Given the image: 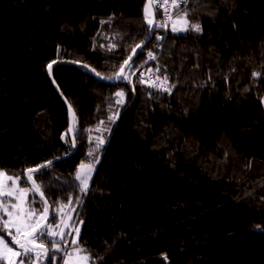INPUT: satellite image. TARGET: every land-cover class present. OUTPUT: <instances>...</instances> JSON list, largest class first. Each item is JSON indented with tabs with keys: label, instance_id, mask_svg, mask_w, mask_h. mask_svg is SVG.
Masks as SVG:
<instances>
[{
	"label": "trees",
	"instance_id": "obj_1",
	"mask_svg": "<svg viewBox=\"0 0 264 264\" xmlns=\"http://www.w3.org/2000/svg\"><path fill=\"white\" fill-rule=\"evenodd\" d=\"M145 2L0 0V169L30 186L27 168L72 150L68 108L47 65L84 62L113 76L148 34ZM187 8L202 31L169 28L162 49L153 36L126 70L159 67L176 85L171 94L140 76L112 84L75 64L53 66L76 113L78 147L37 182L50 221L69 197L82 200L71 206L94 264H264V0ZM100 121L107 130H95ZM98 136L104 144L89 157ZM96 157L81 193L75 172Z\"/></svg>",
	"mask_w": 264,
	"mask_h": 264
},
{
	"label": "snow or ice",
	"instance_id": "obj_2",
	"mask_svg": "<svg viewBox=\"0 0 264 264\" xmlns=\"http://www.w3.org/2000/svg\"><path fill=\"white\" fill-rule=\"evenodd\" d=\"M189 0H146L143 7V19L147 24V31L151 35L155 28L168 29L171 24L172 32H187L189 30L197 33L201 32V26L199 23H191L189 21V10L187 4ZM182 5L184 7H182ZM163 10L162 21L156 19L157 10ZM176 13L174 16L173 13ZM103 23V22H102ZM157 40H163V36H157ZM136 44L132 49V55H129L127 59L123 61L119 71L113 76L101 77L106 80H126L131 82L130 76L126 73V68H131L130 61L133 56L137 54V49H140L142 44ZM115 45H110L109 50L114 48ZM142 54V53H141ZM148 58L155 60L156 56L153 52L147 53ZM56 61H52L47 65L49 74H51L52 66ZM88 68V65H84ZM95 72V69H91ZM151 72L152 70L149 69ZM155 72H160V68L157 67ZM134 74V73H133ZM95 75L100 77L99 72H95ZM253 77L260 76V73H253ZM55 82V81H53ZM140 83L147 84L148 87L155 88L158 91L171 94L172 89L176 86L169 83L167 75H157L155 80L149 77L148 80L140 78ZM135 89L133 88V91ZM125 92L118 91L115 93L116 105H123L125 103ZM68 111L72 120L68 133L74 131V125L76 123V113L72 105H68ZM118 115V113H116ZM114 116H109V121L114 122ZM104 121H100L96 127V131L102 130ZM89 132L92 130L89 129ZM67 135V134H66ZM93 137L89 135V142H92ZM96 139V149H89L88 156L93 157L94 151L98 150L103 144L104 139L102 136H98ZM71 143L73 147L76 144L75 136H73ZM98 157L94 162H81L75 172L74 179L78 181V187L81 193L86 194L89 188V182L92 179V173L95 170V164L98 163ZM51 161H47L45 164L37 165L36 167H30L25 170L23 176L26 178V182L30 187L20 186L21 175H9L4 170L0 169V262L3 264H44L45 260H54V256L50 257V253L64 252L63 264H94L92 257L87 253V250L80 245L78 227L72 228L71 232H65L63 228H69V225L64 217L68 220L72 217L69 212H65L64 209L68 208L73 203L81 204L82 200L77 197L75 201L69 197L68 204H60V207L55 209L57 213L61 215V223L55 224L49 223L50 216V204L49 200L45 197L43 191L44 185L37 182V173H41V178L46 173L41 170L50 167ZM38 194L40 197L41 209H37L33 205L36 203L34 199L29 200V194ZM56 217H52L55 220ZM82 223V222H81ZM63 225V228L61 227ZM57 229H60L59 231ZM73 233L75 235L73 236ZM72 236L71 251H68L64 245L68 243L66 237ZM59 237V241H57ZM50 238V239H49ZM51 245L49 247L48 245Z\"/></svg>",
	"mask_w": 264,
	"mask_h": 264
},
{
	"label": "water",
	"instance_id": "obj_3",
	"mask_svg": "<svg viewBox=\"0 0 264 264\" xmlns=\"http://www.w3.org/2000/svg\"><path fill=\"white\" fill-rule=\"evenodd\" d=\"M154 33H155V29L153 30V32H152L151 35H150L149 32H148V34H147V35H146V36H145V37H144V38L138 43V44H140L142 41L144 42V43L142 44L141 48H140V49H137V54L133 56L132 61L138 56V54H139L140 51L143 49V47H144V46L147 44V42L153 37ZM130 55H132V53H131ZM126 59H127V58H126ZM54 61H56V63L53 64V66L56 65V64H60V63H71V64H75V65H78V66L84 67V65L86 64V65H88V68H86V69H88L91 73H93V75H94L98 80L103 81V82H106V83H112V84H115V83H119L120 81H122V80H106V79H101V77H105V76H102V75H100V77L96 76V75H95V72H98V71H97L94 67H92L91 65H89V64H87V63H84V62H75V61H70V60H65V59H57V60H54ZM132 61H130V63H131ZM53 66H52L51 74H49V71H48V75H49V77H50V79H51V81H52L54 87L56 88V90L58 91V93L60 94V96L62 97L63 101L65 102V104H66V106H67V108H68V105L70 104V102H69V100L67 99V97L65 96V94L62 92V90H61L59 84L57 83L56 79L54 78V75H53ZM84 68H85V67H84ZM91 69H95V72H92ZM126 70H127V68H126ZM53 81H55V82H53ZM68 116H69V126H70V124H72V120H71V117H70L69 111H68ZM70 134H71V137H72V138H73V136H75V125H74V131H73L72 133H70ZM75 139H76V136H75ZM77 147H78V144H77V141H76V144H75V146L72 148L71 151H69L68 153H65V154H63V155H60V156L54 157V158H52V159H49V160H47V161H51L52 163H54V162H56V161H58V160H61V159L65 158V157H67V156H69V155L75 153V152L77 151ZM47 161H45V162H43V163H41V164H45ZM41 164H39V165H41ZM34 167H36V166H34ZM45 197H46V196H45ZM49 204H50V216H49V221H48V222H50V220H51V218H52V215H53V207H52V205H51L50 202H49ZM48 262H49V260H45V261H44V264H48Z\"/></svg>",
	"mask_w": 264,
	"mask_h": 264
},
{
	"label": "rangeland",
	"instance_id": "obj_4",
	"mask_svg": "<svg viewBox=\"0 0 264 264\" xmlns=\"http://www.w3.org/2000/svg\"><path fill=\"white\" fill-rule=\"evenodd\" d=\"M176 15V14H175ZM174 15V16H175ZM189 21L191 22V23H198L197 21H195V20H193V19H190L189 18ZM171 28V27H170ZM88 162H91V161H85V163H88ZM2 170H4L7 174H9V175H13V176H15V175H18V174H15V173H12V172H9L8 170H6V169H2ZM94 172V171H93ZM93 174V173H92ZM20 186H22V187H30V186H28V185H22L21 183H20ZM68 203H66L65 205H67ZM60 206H58V208H59ZM64 211L65 212H69L70 213V215H71V217H72V219L71 220H68L67 219V217L65 216L64 217V220L69 224V225H71V227H69V228H63V225H61V227L63 228V230L67 233V232H71L72 231V228H75V227H78L79 229H80V233H81V226H82V219H80V220H77L76 219V217H75V208L73 207V206H69L68 208H65L64 209ZM56 214L58 215V219L56 220V221H50L49 223H53V225L55 226V224H60L61 223V215H60V213H57L56 212ZM58 231L60 230V229H57ZM80 233H79V238H80ZM75 235V233H73V236ZM57 239V241H59V237H57L56 238ZM66 239H67V241H68V243L66 244V245H64V247L68 250V251H71V249H72V247H74L73 245H71V239H72V236H67L66 237ZM82 247V246H81ZM64 256V252L63 251H61V252H55V255H54V260H53V263H57V258L58 257H60V264H63V259H62V257ZM0 263H2L3 264V262H0Z\"/></svg>",
	"mask_w": 264,
	"mask_h": 264
},
{
	"label": "built area",
	"instance_id": "obj_5",
	"mask_svg": "<svg viewBox=\"0 0 264 264\" xmlns=\"http://www.w3.org/2000/svg\"><path fill=\"white\" fill-rule=\"evenodd\" d=\"M189 3H190V0H189ZM189 3L187 4V6L189 5ZM182 7H184V6L182 5ZM175 14L176 13L174 12L173 15H175ZM156 19L158 21H162L164 19V17H163V10L162 9L160 10V16L159 17L156 16ZM169 28H170V24H169V27H168L167 30H165L164 28H155V33H154L153 36H155V37H157V36H163L164 37L163 40H157L156 39L157 45H158L159 49H162L163 48L164 41H165L166 36L168 34ZM153 53H154V55L156 54V52H153ZM142 75H143V78L145 80H148L149 77H151L152 80H155V78H156V76L158 74H156L154 71H151L150 72L148 67H144V65H141V66L135 67L131 71L130 78L133 80L136 76H140V78H141ZM0 264H2V263H0Z\"/></svg>",
	"mask_w": 264,
	"mask_h": 264
},
{
	"label": "crops",
	"instance_id": "obj_6",
	"mask_svg": "<svg viewBox=\"0 0 264 264\" xmlns=\"http://www.w3.org/2000/svg\"><path fill=\"white\" fill-rule=\"evenodd\" d=\"M170 27H171V24H170Z\"/></svg>",
	"mask_w": 264,
	"mask_h": 264
}]
</instances>
